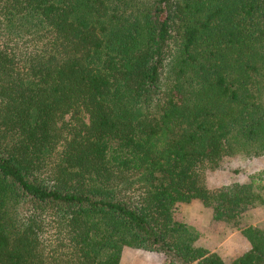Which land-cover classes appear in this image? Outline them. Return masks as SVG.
<instances>
[{"label":"trees","instance_id":"1","mask_svg":"<svg viewBox=\"0 0 264 264\" xmlns=\"http://www.w3.org/2000/svg\"><path fill=\"white\" fill-rule=\"evenodd\" d=\"M256 142L264 0H0V264H228L175 206L241 228L254 179L204 169ZM241 229L230 264H264V230Z\"/></svg>","mask_w":264,"mask_h":264},{"label":"rangeland","instance_id":"2","mask_svg":"<svg viewBox=\"0 0 264 264\" xmlns=\"http://www.w3.org/2000/svg\"><path fill=\"white\" fill-rule=\"evenodd\" d=\"M237 151L225 156L216 168L205 167L206 180L211 188L235 182L247 183L254 179L255 185L264 196V181L260 174L264 171V155H255L259 150L258 143L242 144ZM51 161L57 156L52 152ZM54 163V161H53ZM51 165V164H50ZM22 210V214H26ZM176 217L191 226L199 233L197 244L219 253L230 264L232 260L251 248V242L242 233L243 227L257 226L264 230V205L258 204L245 211L240 217L241 228H234L226 221L213 218V209L195 199L190 203L179 202L175 206ZM124 264H171L160 252L147 251L126 246L122 252Z\"/></svg>","mask_w":264,"mask_h":264}]
</instances>
